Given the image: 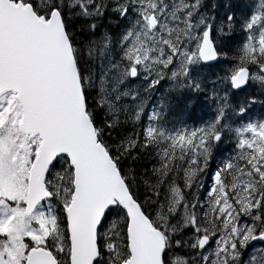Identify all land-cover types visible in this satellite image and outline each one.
I'll return each mask as SVG.
<instances>
[{"label":"snow or ice","instance_id":"6c2138e0","mask_svg":"<svg viewBox=\"0 0 264 264\" xmlns=\"http://www.w3.org/2000/svg\"><path fill=\"white\" fill-rule=\"evenodd\" d=\"M256 106L264 0H0V264H264Z\"/></svg>","mask_w":264,"mask_h":264},{"label":"trees","instance_id":"16d2710c","mask_svg":"<svg viewBox=\"0 0 264 264\" xmlns=\"http://www.w3.org/2000/svg\"><path fill=\"white\" fill-rule=\"evenodd\" d=\"M219 2H220V3H223V0H219ZM240 35H241L240 33H237V34H236V38L238 39ZM223 67H224V66L221 65L220 68L218 69V71H221ZM255 90H256V89L254 88L253 91H255ZM262 113H264V109H261L260 106H256V108L253 110V115H254V116H259V115H261ZM183 118H184V119H187L186 116L183 117ZM206 118H207V117H206ZM169 119H170V120H175L176 117L170 116ZM190 123H191V122H190ZM226 147H227V145H226Z\"/></svg>","mask_w":264,"mask_h":264},{"label":"rangeland","instance_id":"374dc122","mask_svg":"<svg viewBox=\"0 0 264 264\" xmlns=\"http://www.w3.org/2000/svg\"><path fill=\"white\" fill-rule=\"evenodd\" d=\"M165 87H167V85H165ZM161 91H163V89H161ZM159 95H160V92H157V93H156V96L153 98V100H152L150 103L154 104V103H155V100H156V98H158V97H159ZM256 247H264V246H259V245H256Z\"/></svg>","mask_w":264,"mask_h":264}]
</instances>
